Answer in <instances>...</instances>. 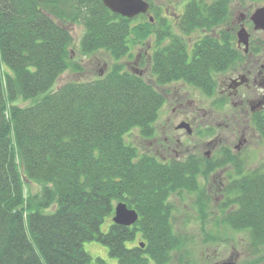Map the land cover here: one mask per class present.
<instances>
[{
  "label": "trees",
  "instance_id": "1",
  "mask_svg": "<svg viewBox=\"0 0 264 264\" xmlns=\"http://www.w3.org/2000/svg\"><path fill=\"white\" fill-rule=\"evenodd\" d=\"M148 1L153 20L127 18L102 0H0V264H90L84 241L92 239L107 244L117 264H167L185 244L174 228L170 196L197 190L201 172L140 156L125 136L153 129L166 101L159 86L184 80L213 94L215 74L235 65L242 52L237 33L225 27L233 0H188L177 21L185 34L204 31L193 46ZM79 22L85 27L81 51L102 50L116 61L96 78L51 90L67 69H81L71 51V26ZM152 36L156 84L120 62L131 44ZM42 92L30 105L16 103ZM255 124L264 136V113ZM24 176L41 190L27 192ZM232 190L237 206L225 221L248 230L258 250L264 247V169ZM119 201L136 208L139 219L131 226L113 221L103 232ZM138 231L144 247L127 246Z\"/></svg>",
  "mask_w": 264,
  "mask_h": 264
},
{
  "label": "flooded vegetation",
  "instance_id": "2",
  "mask_svg": "<svg viewBox=\"0 0 264 264\" xmlns=\"http://www.w3.org/2000/svg\"><path fill=\"white\" fill-rule=\"evenodd\" d=\"M248 22L252 29L249 31V44L246 47L237 38L236 44L242 57L229 69L215 74L217 85L213 94H207L184 80L164 85L169 88L161 111L165 106L167 108L163 110V115L160 114L161 118L158 117L159 121L156 120L153 129L147 134L140 131V137L146 140L148 147L143 152L138 150L140 156L148 154L160 163L180 162L200 171L196 174L198 189L200 175L207 173L212 179L209 188L216 187L221 191L224 204L231 202L235 205L229 212L237 206V194L232 190L237 182L253 170L264 169V163L250 168L241 157L253 138L264 139L255 124L256 118L264 113V39L258 35L261 30L254 28L250 16L248 19L243 17L240 26ZM155 48L156 42L153 51ZM131 71L142 72L138 63L132 66ZM197 90L208 100L196 97ZM225 107L229 112L224 114L222 121H216ZM215 124L219 130L210 127ZM221 128H225V133ZM213 190L208 194L215 193Z\"/></svg>",
  "mask_w": 264,
  "mask_h": 264
},
{
  "label": "rangeland",
  "instance_id": "3",
  "mask_svg": "<svg viewBox=\"0 0 264 264\" xmlns=\"http://www.w3.org/2000/svg\"><path fill=\"white\" fill-rule=\"evenodd\" d=\"M154 2L161 8L160 15L169 22L172 31L175 34L184 36L189 45L192 44L195 38L204 34V31L201 30L185 34L177 27L178 24L175 25L176 20L184 13L188 0H154ZM260 6H264V0H233L231 3V16L225 27L237 32L240 27V20L243 17L248 19L252 12ZM147 15L154 17L155 13L150 11ZM141 20V18H138L134 22L138 23ZM249 22L245 26L248 31H251V23ZM71 31L73 35L72 58L80 65L81 69L74 67L67 69L58 77L51 90L70 80L96 78L98 75L103 74L113 61H116L102 50L93 53L81 51V40L85 32L82 23L73 24ZM258 35L264 39L263 30ZM154 42L155 36H152L144 45L133 46L131 44L129 54L125 55L120 62L129 70H132V66L138 63L142 76L156 84L150 62ZM159 88L166 93L169 87L162 85ZM45 93L42 92L36 98L30 100L18 99L16 103L21 106L30 105ZM196 95L202 100H208L206 95L200 91ZM166 108L167 106L163 110L165 111ZM163 110L160 112L161 115L164 113ZM227 112H229L228 108H222L219 117H216V121H222L225 117L224 114ZM251 124L252 126L255 125L253 121ZM210 127L219 130L216 124ZM224 129L221 128L222 133H225ZM208 131L211 130L208 129ZM250 135L252 134L250 133ZM125 138L127 142L136 146L139 152H143L148 147L146 140L140 137V130L137 128L126 134ZM241 157L250 168L256 167L260 163L262 165L264 163V139L260 137L253 138L250 146L243 150ZM206 175L207 173L200 175V188L198 190L178 191L170 197L173 206L172 221L174 228L185 237V244L180 251L174 253L172 261L167 264H218L225 260H233L236 264H264V247L255 250L251 244L248 230L235 229L226 223L225 217L231 209L235 208V205H232L231 202L223 203L225 198L221 197V191L216 187H213L214 190L209 188L212 179ZM24 180L27 192H39L41 190L42 185L40 183L29 180L27 176H24ZM212 190L215 193L208 194ZM113 216H107L101 224L103 232L109 230L110 224L113 222ZM141 241H143V238L141 232L138 231L136 240L134 242L127 241L126 244L132 246V244L137 245ZM84 248L92 256L90 264H100L98 258L105 259L109 264L118 263V259L110 254L108 245L102 241L97 239L86 240L84 241ZM150 264H155V262L150 260Z\"/></svg>",
  "mask_w": 264,
  "mask_h": 264
},
{
  "label": "water",
  "instance_id": "4",
  "mask_svg": "<svg viewBox=\"0 0 264 264\" xmlns=\"http://www.w3.org/2000/svg\"><path fill=\"white\" fill-rule=\"evenodd\" d=\"M104 5L112 12L121 14L127 18H134L139 14L148 13L151 5L148 0H102ZM153 20V17H151ZM254 28L264 31V6L256 8L250 15ZM238 42L243 43L246 47L249 44L250 33L242 24L237 31ZM140 74H142L140 72ZM139 219V213L135 208H130L124 201H119L115 205V215L113 221L116 224L131 226ZM144 247V243L140 244ZM218 264H236L233 260H225Z\"/></svg>",
  "mask_w": 264,
  "mask_h": 264
}]
</instances>
